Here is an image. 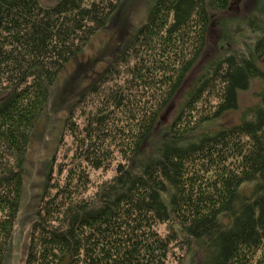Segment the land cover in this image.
<instances>
[{
    "label": "trees",
    "instance_id": "obj_1",
    "mask_svg": "<svg viewBox=\"0 0 264 264\" xmlns=\"http://www.w3.org/2000/svg\"><path fill=\"white\" fill-rule=\"evenodd\" d=\"M120 2L59 0L45 7L40 0H0V264L20 208L31 136L51 89ZM231 2L153 1L145 24L66 120L76 150L59 174L51 164L25 264H167L176 248L182 258L199 253L200 264H264V88L240 123L199 131L237 109L253 80L264 83L260 17L247 20L259 32L250 50L217 57L196 78L167 127L170 140L135 168L126 162L140 153L203 56L213 18ZM120 155L116 174L90 193V169ZM161 223L169 224L167 234Z\"/></svg>",
    "mask_w": 264,
    "mask_h": 264
},
{
    "label": "rangeland",
    "instance_id": "obj_2",
    "mask_svg": "<svg viewBox=\"0 0 264 264\" xmlns=\"http://www.w3.org/2000/svg\"><path fill=\"white\" fill-rule=\"evenodd\" d=\"M58 1L40 0V3L45 7H51ZM153 1L121 0L118 9L105 26L86 42L60 72L51 89L47 109L36 124L31 136L26 156L20 208L2 264H25L32 227L51 164L55 165V174H59L61 165L68 167L67 162L76 150L75 137L70 130L66 129V120L80 94L116 60L138 29L145 24ZM263 4L264 0H232L228 11L217 13L216 18H213L203 56L190 70L174 94L155 129L144 141L140 153L130 161L125 160L128 165L135 168L139 159L150 155L163 141L170 140L168 125H171L176 117L196 78L212 60L227 53H240L251 49V44L259 32L252 31L247 20L258 16L264 23ZM260 64L264 68V58ZM263 88L264 83L261 79L253 80L248 90L239 93L237 109L226 112L221 117L204 124L199 131H217L220 128L240 123L243 112L258 101V93ZM213 101L216 102L215 99ZM74 116L76 122L83 127L84 113L77 108ZM121 160L124 161L120 155V157H114L108 167L98 170L90 169V193L95 192L101 183L110 180L116 174L117 165ZM252 188L253 185L250 183L244 185L247 192H250ZM168 226L169 224L161 223L160 232L167 234ZM181 255H183L182 250L176 248L170 254L167 264H200L199 253L193 256L190 254L186 258H182Z\"/></svg>",
    "mask_w": 264,
    "mask_h": 264
}]
</instances>
